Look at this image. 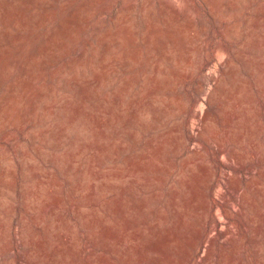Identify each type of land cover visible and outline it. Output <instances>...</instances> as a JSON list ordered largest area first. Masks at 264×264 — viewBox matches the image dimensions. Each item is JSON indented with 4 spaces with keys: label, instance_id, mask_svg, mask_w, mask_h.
<instances>
[{
    "label": "rangeland",
    "instance_id": "rangeland-1",
    "mask_svg": "<svg viewBox=\"0 0 264 264\" xmlns=\"http://www.w3.org/2000/svg\"><path fill=\"white\" fill-rule=\"evenodd\" d=\"M0 264H264V0H0Z\"/></svg>",
    "mask_w": 264,
    "mask_h": 264
},
{
    "label": "bare ground",
    "instance_id": "bare-ground-1",
    "mask_svg": "<svg viewBox=\"0 0 264 264\" xmlns=\"http://www.w3.org/2000/svg\"><path fill=\"white\" fill-rule=\"evenodd\" d=\"M166 1V0H165ZM161 3H162V1H161ZM166 3V2H165ZM179 3V2H178ZM176 9V8H175Z\"/></svg>",
    "mask_w": 264,
    "mask_h": 264
}]
</instances>
